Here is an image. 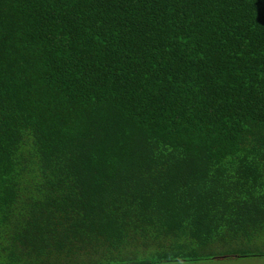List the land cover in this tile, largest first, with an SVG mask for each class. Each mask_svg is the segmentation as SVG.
I'll use <instances>...</instances> for the list:
<instances>
[{"label": "trees", "instance_id": "trees-1", "mask_svg": "<svg viewBox=\"0 0 264 264\" xmlns=\"http://www.w3.org/2000/svg\"><path fill=\"white\" fill-rule=\"evenodd\" d=\"M264 256V0H0V264Z\"/></svg>", "mask_w": 264, "mask_h": 264}, {"label": "rangeland", "instance_id": "rangeland-1", "mask_svg": "<svg viewBox=\"0 0 264 264\" xmlns=\"http://www.w3.org/2000/svg\"><path fill=\"white\" fill-rule=\"evenodd\" d=\"M177 264H264V256L263 257H247V258H236V259H225L222 257L221 259H213L208 261H203L199 263H177Z\"/></svg>", "mask_w": 264, "mask_h": 264}]
</instances>
